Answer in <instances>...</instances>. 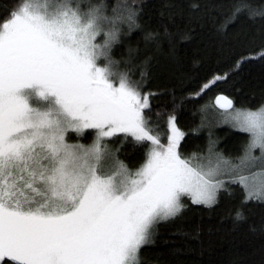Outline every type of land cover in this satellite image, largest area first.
I'll return each mask as SVG.
<instances>
[{"label": "snow or ice", "instance_id": "obj_1", "mask_svg": "<svg viewBox=\"0 0 264 264\" xmlns=\"http://www.w3.org/2000/svg\"><path fill=\"white\" fill-rule=\"evenodd\" d=\"M100 23L70 0H44L22 3L0 25V261L136 264L150 228L179 212L181 196L215 202L220 184L181 158L175 117L164 146L143 116L148 95L98 65L108 43H95ZM33 98L45 103L33 107ZM216 104L233 108L224 96ZM231 118L264 149V107ZM86 129L97 133L91 146L66 142ZM117 134L150 142L147 159L136 172L117 164L102 175L103 142ZM239 182L248 187L247 177ZM248 195L264 198V181Z\"/></svg>", "mask_w": 264, "mask_h": 264}, {"label": "trees", "instance_id": "obj_2", "mask_svg": "<svg viewBox=\"0 0 264 264\" xmlns=\"http://www.w3.org/2000/svg\"><path fill=\"white\" fill-rule=\"evenodd\" d=\"M22 2L0 0V25ZM93 6L106 14L131 12L111 47V67L148 94L143 116L152 134L165 142L167 120L175 117L184 133L181 157L205 153L211 142L222 155L240 157L249 135L227 126L203 128L200 109L219 94L239 108L264 103V0H86L84 8ZM107 146L136 168L149 143L117 134ZM182 200L175 216L152 225L136 264H264V198L248 199L231 183L211 205Z\"/></svg>", "mask_w": 264, "mask_h": 264}, {"label": "rangeland", "instance_id": "obj_3", "mask_svg": "<svg viewBox=\"0 0 264 264\" xmlns=\"http://www.w3.org/2000/svg\"><path fill=\"white\" fill-rule=\"evenodd\" d=\"M25 2L32 3L34 5L37 4L42 5L44 3V0H23L22 3ZM70 3L73 8H78L81 13L94 12L98 17H100L101 19L100 34L97 35L95 39V43L102 46L105 45L106 41L108 43H107V47L103 49L105 52V56H102L98 60V65L101 67L108 66L111 72L114 73V77H113L114 82L118 84L119 77L122 74H120L116 70H113V68L111 67L112 61L110 60V50L113 43L117 39L120 26L126 25V21L128 20L130 22V15H131L130 10L126 8H119L120 11L113 10L109 14H106L99 7L93 6V7L84 8V4L86 3V0H70ZM110 33L112 34L111 38L109 37ZM217 79L218 77H215L212 81L208 82L207 85H211ZM204 86L203 89H205ZM137 90L141 93V91L138 88ZM143 95L145 94L141 93V96ZM31 103L33 107H41L45 102L39 101L38 98H33ZM262 107H264V103L254 109L239 108L233 105V108L231 110L226 111L224 109H221L219 106H217L213 100V102H208L206 105H203L200 109L201 117H202L201 125L203 128H207V129H211L216 126H227L234 130L241 131L240 128L237 126L235 120L231 118L232 115L235 114V111L236 110L256 111ZM167 128H168V122H167ZM90 130L93 131V134L89 136L90 140L88 142L80 141V137H84V134ZM246 133L249 135V140L244 149L243 154L238 158H229L222 155L214 148V143L212 142L205 153L197 154V155L193 154L192 156L189 157V159L181 157L183 159L189 160L191 162L192 167L202 169L205 172L209 170L213 171L212 179L220 184V187L217 189L216 196L219 190L225 188L228 184L237 183L244 189L246 197L248 199H261L255 196L249 198L248 193L250 190H253L254 186H258L261 181H264V149H262L258 145L253 147L252 146L253 137L251 133L249 132ZM96 135L97 133L94 129H86L82 133H78L70 130L66 134V142L69 144L84 145L85 147H88L93 144ZM168 135H169V129H168ZM110 138H105L103 142L106 155L101 161V165H100L102 175H111L112 172L115 170V165L117 164L124 165L130 172H136L145 163L147 159V153L151 148L150 142H148L149 148L146 152V157L144 161L141 164H139L136 168H129L121 161L115 159L114 156L116 153L114 151L112 152L110 148L107 146V141ZM160 143L164 146H167L168 139H166L165 142H162L160 140ZM242 176L247 177L248 187H245V185L239 182V178ZM184 197H188L192 201V198L188 195L181 196L180 198L181 207L183 204L182 199Z\"/></svg>", "mask_w": 264, "mask_h": 264}, {"label": "water", "instance_id": "obj_4", "mask_svg": "<svg viewBox=\"0 0 264 264\" xmlns=\"http://www.w3.org/2000/svg\"><path fill=\"white\" fill-rule=\"evenodd\" d=\"M219 96H224V97H226L225 95H223V94H219V95H217L216 97H215V99H214V102H215V104H216V98L217 97H219ZM228 98V97H227ZM217 105V104H216ZM218 106V105H217Z\"/></svg>", "mask_w": 264, "mask_h": 264}]
</instances>
